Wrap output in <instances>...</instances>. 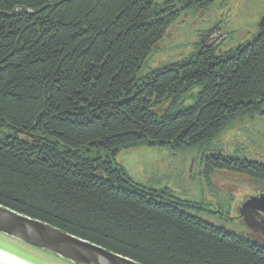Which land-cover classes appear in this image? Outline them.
<instances>
[{"label":"trees","instance_id":"obj_1","mask_svg":"<svg viewBox=\"0 0 264 264\" xmlns=\"http://www.w3.org/2000/svg\"><path fill=\"white\" fill-rule=\"evenodd\" d=\"M215 1L0 0V206L139 264H264L263 244L135 182L117 158L205 148L264 114V28L237 49L205 37L194 57L145 69L182 14ZM207 149V181L264 183L263 163Z\"/></svg>","mask_w":264,"mask_h":264},{"label":"rangeland","instance_id":"obj_2","mask_svg":"<svg viewBox=\"0 0 264 264\" xmlns=\"http://www.w3.org/2000/svg\"><path fill=\"white\" fill-rule=\"evenodd\" d=\"M263 28L264 0H216L206 9L182 14L146 60L145 69L159 70L194 57L205 37L224 52L237 49L252 42ZM167 109L168 104L157 111L162 115ZM12 134L6 131L2 137ZM209 146L175 152L145 144L123 150L117 158L135 182L152 189L169 188L183 200L203 203L202 207L210 212L202 208L199 215L206 221L264 245V212L257 206L247 209L245 214L240 210L243 204L264 194V183L224 171L213 172L207 181L201 158L209 148L264 164V114L236 121ZM0 244L42 264H77L2 232Z\"/></svg>","mask_w":264,"mask_h":264},{"label":"water","instance_id":"obj_3","mask_svg":"<svg viewBox=\"0 0 264 264\" xmlns=\"http://www.w3.org/2000/svg\"><path fill=\"white\" fill-rule=\"evenodd\" d=\"M255 206L264 212V194L243 204L241 214ZM0 232L77 264H139L2 206ZM0 264L11 263L0 259Z\"/></svg>","mask_w":264,"mask_h":264},{"label":"bare ground","instance_id":"obj_4","mask_svg":"<svg viewBox=\"0 0 264 264\" xmlns=\"http://www.w3.org/2000/svg\"><path fill=\"white\" fill-rule=\"evenodd\" d=\"M7 236L11 237L13 239H17L13 236H9V235H7ZM18 240H20V239H18ZM23 243H25V242H23ZM25 244H27V243H25ZM30 246H32V245H30ZM0 259L7 261L11 264H42L41 262H39L35 258H32L30 256L23 254L21 251H17L16 249L11 248V247H8V248L4 247L3 244H0Z\"/></svg>","mask_w":264,"mask_h":264}]
</instances>
